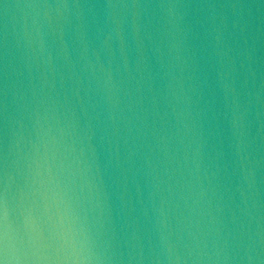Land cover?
I'll return each instance as SVG.
<instances>
[{
  "label": "water",
  "instance_id": "obj_1",
  "mask_svg": "<svg viewBox=\"0 0 264 264\" xmlns=\"http://www.w3.org/2000/svg\"><path fill=\"white\" fill-rule=\"evenodd\" d=\"M0 264H264V0H0Z\"/></svg>",
  "mask_w": 264,
  "mask_h": 264
}]
</instances>
